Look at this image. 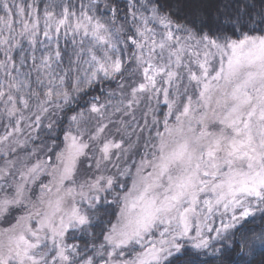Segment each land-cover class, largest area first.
<instances>
[{
  "label": "snow or ice",
  "instance_id": "6c2138e0",
  "mask_svg": "<svg viewBox=\"0 0 264 264\" xmlns=\"http://www.w3.org/2000/svg\"><path fill=\"white\" fill-rule=\"evenodd\" d=\"M0 222V264H264V0H0Z\"/></svg>",
  "mask_w": 264,
  "mask_h": 264
},
{
  "label": "trees",
  "instance_id": "16d2710c",
  "mask_svg": "<svg viewBox=\"0 0 264 264\" xmlns=\"http://www.w3.org/2000/svg\"><path fill=\"white\" fill-rule=\"evenodd\" d=\"M113 87L115 86V84H113L112 85ZM62 138V137H61ZM255 223L256 224H259L260 223V216H259V214H257V217H256V221H255ZM212 258H211V256L209 255V256H203V255H201L200 256V260H211Z\"/></svg>",
  "mask_w": 264,
  "mask_h": 264
},
{
  "label": "rangeland",
  "instance_id": "374dc122",
  "mask_svg": "<svg viewBox=\"0 0 264 264\" xmlns=\"http://www.w3.org/2000/svg\"><path fill=\"white\" fill-rule=\"evenodd\" d=\"M115 87V86H114ZM9 225L3 222H0V228L8 227ZM218 226V225H217Z\"/></svg>",
  "mask_w": 264,
  "mask_h": 264
}]
</instances>
